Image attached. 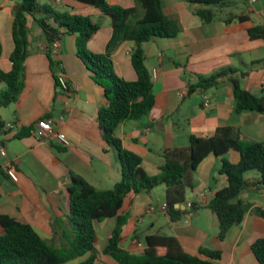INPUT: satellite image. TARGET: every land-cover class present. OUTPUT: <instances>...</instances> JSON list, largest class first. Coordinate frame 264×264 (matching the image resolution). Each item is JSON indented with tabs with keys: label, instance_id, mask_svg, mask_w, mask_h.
<instances>
[{
	"label": "crops",
	"instance_id": "1",
	"mask_svg": "<svg viewBox=\"0 0 264 264\" xmlns=\"http://www.w3.org/2000/svg\"><path fill=\"white\" fill-rule=\"evenodd\" d=\"M106 1L123 8L138 5L137 0ZM232 1L245 3L248 9L244 14L249 16V21H234L229 25L221 21L204 24L195 14L198 5L189 0H167L165 12L179 20L182 31L174 38L143 46L146 66L153 78L156 104L147 117L124 122L115 135L125 149L143 158V166L151 176L158 175L164 166V150L188 147L192 135L210 137L218 128L234 127L244 139L264 143V112L236 114L234 87L230 82L231 77L238 78L243 89L258 97L264 96V39L249 36L250 28L264 25V9L257 10L248 0ZM56 4H62L74 13L91 16L94 22L110 18L77 0H61ZM13 20L14 5L7 1L0 5L1 64L5 71L11 69L9 59L14 50ZM110 22L112 28L103 30L101 27L88 46L91 51L100 49L98 53L110 52L118 75L127 81H135L137 75L131 64L135 44L118 37L110 47L114 37L111 18ZM29 28L30 56L26 62L25 90L17 102L0 110L5 124L16 125L14 130L5 129L0 133V145L7 151V157H0V215L32 226L43 239L60 247L64 242L62 230L57 234L54 227L57 220L66 221L69 214L72 174L83 177L96 189L106 191L121 181L122 170L118 153L103 140L98 122L100 109L109 102L78 57V37L63 36L51 54L74 89V94L70 95L59 92L55 76L60 71L55 72L51 67L41 29L32 19ZM101 34L104 37L100 39ZM96 39L101 40L102 48L93 45ZM227 68L237 70L236 74L225 78L215 88L189 94V85L199 78L210 77ZM205 96L210 98L209 106L204 104ZM62 116L65 121L56 128L70 140V147L40 139L36 129L32 133L27 131L35 128L42 119L49 117L57 121ZM225 158L237 163L240 156L229 152ZM221 165L222 160L211 155L198 167L194 173V187L187 191L186 199L187 204L195 205L199 210L177 223L170 221L164 209L165 185L138 196L132 194L133 204L127 209L130 218L124 228L122 247L133 254H143L146 236L158 232L177 237L192 255H199L201 248L221 251L218 264H258L251 246L264 238V219L260 215V209L264 207V189L251 186L240 194L238 200L244 203L245 220L234 226L223 241L219 240L218 218L208 205L227 185V178L220 174ZM11 166L16 168L17 181L6 172ZM245 178L256 182L259 175L249 172ZM147 216L153 220L149 227L144 226ZM89 256L68 264H80ZM101 261L118 264L99 251L96 264H102Z\"/></svg>",
	"mask_w": 264,
	"mask_h": 264
},
{
	"label": "trees",
	"instance_id": "2",
	"mask_svg": "<svg viewBox=\"0 0 264 264\" xmlns=\"http://www.w3.org/2000/svg\"><path fill=\"white\" fill-rule=\"evenodd\" d=\"M77 1L111 18L114 37L110 47L118 37L134 42L131 64L137 80L127 81L116 73L110 52L98 54L88 49L89 42L101 30L100 22L71 10L60 12L49 4L56 3V0H20L14 5V50L9 59V71H5L1 64L3 44L0 38V84L4 85L0 90V110L17 102L25 90L26 62L30 56V19L42 31L47 55L55 72H63L60 63L52 60L55 43L66 35L77 36L78 57L89 69L93 81L103 89L109 102L100 109L98 122L103 140L118 153L122 179L112 189L100 191L83 177L72 174L69 214L66 221L57 220L54 227L57 234L58 230H62L64 242L60 247L43 239L32 226L0 215V264H68L88 254L90 256L80 264H96L99 251L96 248L95 224L108 219H116V227L102 254L118 264H218L222 258L221 251L201 248L199 255H192L182 247L177 237L158 232L146 236L143 254L125 250L122 247L123 232L130 218L127 209L133 204L131 195L138 196L165 185V211L170 221L177 223L189 213L199 210L195 205L185 210L182 207L187 204V191L194 187V173L207 157L214 155L222 160L220 174L227 178V185L216 193L208 208L218 218V238L223 241L234 226L245 220L244 203L238 200L240 194L251 186L264 189V143L244 139L234 127L218 128L210 137L192 135L188 147L164 150V166L158 175H149L143 166V158L125 149L115 132L126 121H140L147 117L155 107L154 83L146 66L143 46L178 36L182 31L180 22L166 14L167 0H137L142 8L140 15L138 7L123 8L109 4L106 0ZM189 2L198 5L195 14L204 24L221 21L229 25L234 21H249L247 14L229 11L236 6L232 0ZM249 36L251 39H264V25L250 28ZM236 72L233 68H227L210 77L199 78L196 83L189 85V94L215 88ZM55 79L57 81V75ZM230 82L234 87L236 114L264 112V96L258 97L243 89L238 78L231 77ZM5 127L0 116V133ZM33 129L29 128L28 133H32ZM229 152L238 153L239 162L232 163L225 158ZM249 172L258 173L256 182L246 180ZM260 215L264 219V207L260 209ZM251 249L258 264H264V238L255 241Z\"/></svg>",
	"mask_w": 264,
	"mask_h": 264
},
{
	"label": "built area",
	"instance_id": "3",
	"mask_svg": "<svg viewBox=\"0 0 264 264\" xmlns=\"http://www.w3.org/2000/svg\"><path fill=\"white\" fill-rule=\"evenodd\" d=\"M248 1L250 2L251 5H254L257 2V0H248ZM60 2L61 0H56V3H60ZM58 46L59 44L58 42H56L55 48H57ZM57 85H58L59 92H64L70 95L74 94L73 87L69 85L64 73L62 72H59L57 74ZM209 103H210V98L208 96H205L204 97L205 106H209ZM64 121H65L64 116H62L57 121L52 118L42 119L36 123L33 131L36 129L39 138L42 140L51 141V142L55 141L63 147H70L71 145L70 140L67 138V136L64 133H62L60 130L56 128L57 126H61L64 123ZM5 128L6 130L12 131L16 128V125L14 123H8L6 124ZM0 157H7V151L2 145H0ZM6 172L13 181L18 180L17 171L14 166L7 168ZM184 207L191 209L193 205L186 204V206ZM164 209H166V205L164 206Z\"/></svg>",
	"mask_w": 264,
	"mask_h": 264
},
{
	"label": "rangeland",
	"instance_id": "4",
	"mask_svg": "<svg viewBox=\"0 0 264 264\" xmlns=\"http://www.w3.org/2000/svg\"><path fill=\"white\" fill-rule=\"evenodd\" d=\"M10 2L12 1L13 2V5H16L17 3L20 2V0H0V5L4 4L5 2ZM44 3H48V2H44ZM52 7H54V9L60 11V12H66L67 9L65 7L61 5H57L56 3H49ZM124 6V5H123ZM254 8H256L257 10H262L264 9V0H258V2L256 4L253 5ZM138 9H139V15L142 13V8H140V5L138 4L137 5ZM196 7L193 5V8ZM198 7V6H197ZM95 9V8H94ZM247 6L245 5L244 2H240L238 4H236L235 7L233 8H230L229 11L230 12H234V13H245L247 12ZM253 17L255 19V16L253 14ZM101 24H102V28L103 30L104 29H111L112 26L110 25L111 22H110V18H107L103 21H100ZM33 26V24H32ZM104 33V32H103ZM100 39L103 38V34H101L100 36ZM6 43V40L4 41ZM10 45L13 46L10 42ZM93 45H96V46H101V40L99 39H96L94 40L93 42ZM10 46V47H11ZM103 47V46H102ZM100 47V48H102ZM88 49L90 50V46H88ZM100 49H95L93 50L92 52L94 53H98ZM98 54H102V53H98ZM116 70V69H115ZM116 73H117V70H116ZM118 74V73H117ZM3 84H0V90L3 88ZM253 173H256V172H253ZM153 222V220L147 216L145 218V227H149L151 225V223ZM95 227H96V231H97V236H98V241H97V244H96V248L97 250H99L102 254L103 250L107 247L108 245V242H109V239L112 237V234H113V231L116 227V219H108V220H105L103 222H100V223H96L95 224ZM125 246H128V245H125ZM101 263L103 264V262L101 261Z\"/></svg>",
	"mask_w": 264,
	"mask_h": 264
}]
</instances>
